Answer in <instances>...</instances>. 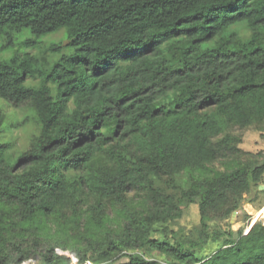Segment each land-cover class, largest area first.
Wrapping results in <instances>:
<instances>
[{
  "label": "trees",
  "instance_id": "trees-1",
  "mask_svg": "<svg viewBox=\"0 0 264 264\" xmlns=\"http://www.w3.org/2000/svg\"><path fill=\"white\" fill-rule=\"evenodd\" d=\"M24 29L69 53L0 58V101L37 131L13 159L0 115V264H264L262 221L211 226L264 181V153L240 159L264 126V0H0V37Z\"/></svg>",
  "mask_w": 264,
  "mask_h": 264
},
{
  "label": "rangeland",
  "instance_id": "rangeland-1",
  "mask_svg": "<svg viewBox=\"0 0 264 264\" xmlns=\"http://www.w3.org/2000/svg\"><path fill=\"white\" fill-rule=\"evenodd\" d=\"M31 39H33V35L28 29H24L22 32L15 34L11 43L5 41L4 37H0V58L9 62L14 56H24L27 54L36 56L44 55L49 63L52 64L60 57L59 52L49 50V47L55 44L59 46L62 54L69 53V49L67 48L68 40L63 31L56 35H49L42 38L37 48L24 47L23 44ZM6 44L7 47L2 49ZM28 109L27 107L16 109L0 101V115L5 119L2 125L1 139L2 141L12 142L13 149L9 152V155L13 159L28 148L31 137L37 132L34 131V112ZM27 119L28 121L24 124V121ZM262 128L264 126L258 129L252 127L242 132L243 144L241 148L245 151L240 158L242 161H253L259 154L264 153V130H260ZM217 168L224 169L222 165H218ZM187 179L188 177L185 175L181 178L184 183L187 182ZM129 199L134 204H137L138 201L143 199V196L138 192H133L129 195ZM260 221L264 223V181L259 188H252V192L244 196L240 210L236 214H233L229 222H213L211 226L216 229L221 227L228 228L229 226L233 231L244 228V235H246L251 225L254 222ZM199 225L200 216L198 206L191 205L185 209L181 219L175 223H171L168 227H170V230H173V235H176L175 238H178L179 241H186L196 235ZM54 231L55 229L51 227L49 232L50 234H54ZM159 235L157 234L156 237ZM63 252L72 254L69 251ZM153 257L161 259L155 254H153ZM38 263L39 261L35 260V264Z\"/></svg>",
  "mask_w": 264,
  "mask_h": 264
},
{
  "label": "built area",
  "instance_id": "built-area-1",
  "mask_svg": "<svg viewBox=\"0 0 264 264\" xmlns=\"http://www.w3.org/2000/svg\"><path fill=\"white\" fill-rule=\"evenodd\" d=\"M254 223H255V222H254ZM254 223H253V224H254ZM247 233H248V231H247ZM56 253H57L58 255H61V256H66V257L70 260V264H93V263L90 262V261H87V262H83V263H81L78 257H76V256H74V255H72V254H68L67 252H63V251L58 250V249H56ZM21 264H35V260H34V259H29V260H27V261H24V262L21 263Z\"/></svg>",
  "mask_w": 264,
  "mask_h": 264
},
{
  "label": "water",
  "instance_id": "water-1",
  "mask_svg": "<svg viewBox=\"0 0 264 264\" xmlns=\"http://www.w3.org/2000/svg\"><path fill=\"white\" fill-rule=\"evenodd\" d=\"M234 214H236V212H235ZM254 224H255V223H254ZM254 224L251 225V228L253 227ZM251 228H250V229H251Z\"/></svg>",
  "mask_w": 264,
  "mask_h": 264
}]
</instances>
